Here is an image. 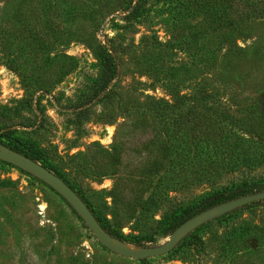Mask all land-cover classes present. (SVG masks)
<instances>
[{
  "label": "rangeland",
  "instance_id": "1",
  "mask_svg": "<svg viewBox=\"0 0 264 264\" xmlns=\"http://www.w3.org/2000/svg\"><path fill=\"white\" fill-rule=\"evenodd\" d=\"M133 2L0 0V134L66 163L76 155L69 178L86 204L115 239L145 248L169 236L159 211L141 214L179 121L230 115L264 135V16L207 33L202 18L177 15L176 0H148L136 20ZM103 50L117 74L99 93ZM216 219L165 255L124 258L46 185L0 163V264H264V203Z\"/></svg>",
  "mask_w": 264,
  "mask_h": 264
},
{
  "label": "trees",
  "instance_id": "2",
  "mask_svg": "<svg viewBox=\"0 0 264 264\" xmlns=\"http://www.w3.org/2000/svg\"><path fill=\"white\" fill-rule=\"evenodd\" d=\"M147 1L134 0L127 18L136 20L146 12ZM176 4L179 5L177 15L189 14L207 22V33L224 31L226 28H232L237 21L264 16V0H176ZM100 65L99 93H103L117 74V63L111 51H102ZM196 94L202 96L201 93ZM198 106V103L194 104L196 112L200 110ZM164 107L172 109L173 105L165 103ZM152 108L155 112L163 109L159 103L152 104ZM254 126L250 121L238 122L230 115H206L200 119L195 112L192 118L179 121L176 127L179 135L172 137V154H163L164 164L158 169V176L150 187L146 200L148 207L144 209V214H141L143 218L159 211L160 218L156 224L164 235H167L182 222L203 210L240 196L264 191V135L260 131L257 132ZM0 138L6 141L5 147L38 162L58 176L80 197L106 233L123 240L116 230L108 225L105 218L94 214L80 194L79 184L70 180L69 175L76 171L79 165L71 161L76 155L68 156L70 163H66L59 157L57 160L52 151L34 142L19 137L12 138L6 132L1 133ZM0 144L3 143L0 141ZM192 189L198 191V194L191 193L184 198L177 196ZM260 203H264V199L245 205L216 220ZM202 226L190 233L187 240ZM133 244L137 247L143 246L140 240Z\"/></svg>",
  "mask_w": 264,
  "mask_h": 264
},
{
  "label": "water",
  "instance_id": "3",
  "mask_svg": "<svg viewBox=\"0 0 264 264\" xmlns=\"http://www.w3.org/2000/svg\"><path fill=\"white\" fill-rule=\"evenodd\" d=\"M0 161L32 176L61 197L86 225L87 229L102 247L121 257L138 261L165 255L175 247L181 238L199 226L245 205L264 199V191H262L219 203L182 222L169 234L163 244L145 248H130L106 233L80 197L58 176L41 164L2 144H0Z\"/></svg>",
  "mask_w": 264,
  "mask_h": 264
}]
</instances>
